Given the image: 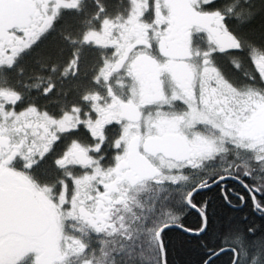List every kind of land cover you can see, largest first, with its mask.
<instances>
[{
    "label": "snow or ice",
    "instance_id": "1",
    "mask_svg": "<svg viewBox=\"0 0 264 264\" xmlns=\"http://www.w3.org/2000/svg\"><path fill=\"white\" fill-rule=\"evenodd\" d=\"M0 264H264V0H0Z\"/></svg>",
    "mask_w": 264,
    "mask_h": 264
}]
</instances>
